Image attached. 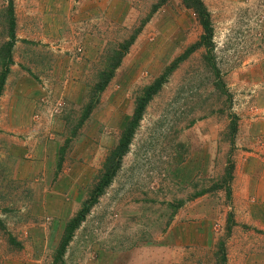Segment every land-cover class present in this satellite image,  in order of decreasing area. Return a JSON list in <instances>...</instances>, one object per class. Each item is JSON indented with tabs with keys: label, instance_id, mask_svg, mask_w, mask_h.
<instances>
[{
	"label": "rangeland",
	"instance_id": "374dc122",
	"mask_svg": "<svg viewBox=\"0 0 264 264\" xmlns=\"http://www.w3.org/2000/svg\"><path fill=\"white\" fill-rule=\"evenodd\" d=\"M197 1L212 31L204 46L208 34L190 0L69 1L63 55L80 58L93 36L97 53L82 100L67 104L52 187L37 189L13 173L10 191L0 190V264L248 262L247 249L236 255L230 243L231 202L222 187L242 124L263 113L257 82L244 85L240 76L264 57V0ZM27 2L0 0L1 57L11 12L24 23ZM37 20L20 34L38 38ZM38 46L30 53L46 57L47 46ZM161 79L120 168L60 254L67 225L108 173L137 101Z\"/></svg>",
	"mask_w": 264,
	"mask_h": 264
},
{
	"label": "crops",
	"instance_id": "0c3cea01",
	"mask_svg": "<svg viewBox=\"0 0 264 264\" xmlns=\"http://www.w3.org/2000/svg\"><path fill=\"white\" fill-rule=\"evenodd\" d=\"M69 1L50 0L46 5L31 6L28 0V17L24 23L20 22L15 11L13 13L8 35L9 38L12 34L15 37L11 65L0 91L1 191H10L13 173L21 181L32 179L37 189L44 183L48 188L52 187L49 179L57 169L62 119L67 104L82 100L83 76L87 73L89 60H94L97 53L96 45L90 41L92 38L98 41V38L93 36L85 39V52L80 58L63 55L65 15L74 14ZM34 17L40 23L39 37H23L19 30L23 29V24L27 29L32 27L37 19ZM77 22L72 26H79L80 19ZM38 44L47 46L44 48L48 50L46 57H40L41 54H35V51L30 53L34 46L42 47ZM2 59L0 56V76L5 71ZM254 60L255 65H249L240 78L247 86L254 82L259 84H256L259 87L257 93L262 100L257 102V108L263 113L253 115L239 130L231 161L234 170L230 192L226 190L233 217L230 236L234 233L230 243L237 248L236 255L245 248L250 255L248 262L241 264H264L261 261L264 259V244L262 249L258 242L264 243V57ZM57 103L64 107L59 115L54 116L52 110ZM262 251L263 256L256 253Z\"/></svg>",
	"mask_w": 264,
	"mask_h": 264
},
{
	"label": "trees",
	"instance_id": "16d2710c",
	"mask_svg": "<svg viewBox=\"0 0 264 264\" xmlns=\"http://www.w3.org/2000/svg\"><path fill=\"white\" fill-rule=\"evenodd\" d=\"M192 3V7L194 8L195 12L199 15V18L201 19V23L203 24V27L208 35L202 38V42L200 43L201 46H204L207 43L209 35H211V29L209 27V21L208 17L209 14L206 11V8L202 2H199L197 0H190ZM195 5V6H194ZM13 12H11V17ZM11 22L13 23V17L11 18ZM11 23V26H12ZM14 35L12 34V37H10L11 42L7 43L5 48L3 49L1 55L3 57V60L5 62V71L0 76V91L2 88V84L5 80V77L7 75V70L9 66L11 65V51L14 46ZM132 42L128 43L126 46H124L125 53L128 50V47L131 45ZM198 46V47H201ZM120 59V58H119ZM113 77V72L110 73V75H107L104 79L101 80V82L98 84L97 89L101 93L105 90L107 85L110 83L111 79ZM163 81L158 80L156 81L151 87H149L144 95L137 101L136 109L133 114V117L127 126L126 130L123 132L120 141L116 147V149L112 152L109 158V166L108 167V173L105 174L102 178V180L99 182V186L94 191V195L91 200H88L85 205L84 209L79 213L77 217H75L66 227L65 230V236H64V243L62 245V250H60V254H63L64 249L68 245V243L72 240L75 231L79 228V226L82 224L86 216L89 214L92 207L95 205L97 200L102 196L105 189L110 185L112 178L118 171L121 165V161L124 158V156L128 153L130 144L133 140V137L135 135V132L140 124V121L143 118L145 109L147 105L151 102L153 97L160 91L162 88ZM91 112V108L88 110V113L85 114L84 119H88ZM233 165L231 161L229 162V167L226 170L227 177L224 180L225 187H222L223 189L226 188L227 192H230V183L233 178Z\"/></svg>",
	"mask_w": 264,
	"mask_h": 264
},
{
	"label": "built area",
	"instance_id": "2783aa9c",
	"mask_svg": "<svg viewBox=\"0 0 264 264\" xmlns=\"http://www.w3.org/2000/svg\"><path fill=\"white\" fill-rule=\"evenodd\" d=\"M63 107H64V105L62 103H57L52 110V114L54 116L59 115L61 110L63 109ZM38 118H39V116L36 117V119H38Z\"/></svg>",
	"mask_w": 264,
	"mask_h": 264
}]
</instances>
